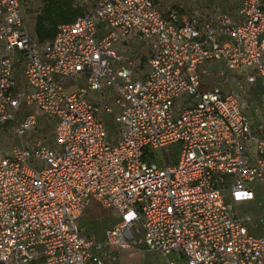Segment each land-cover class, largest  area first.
I'll return each mask as SVG.
<instances>
[{
	"label": "built area",
	"instance_id": "obj_1",
	"mask_svg": "<svg viewBox=\"0 0 264 264\" xmlns=\"http://www.w3.org/2000/svg\"><path fill=\"white\" fill-rule=\"evenodd\" d=\"M27 1L0 0V125L19 140L0 150V264H115L106 248L130 243L164 264H264V232H249L264 215L238 209L264 189V118L254 125L243 101L257 83L264 108V0L165 14L93 0L41 41ZM128 36L148 45L143 77L113 47ZM205 63L240 71L238 89L205 87ZM22 105L53 120L55 146L23 141L37 119ZM91 203L118 217L101 241L78 228Z\"/></svg>",
	"mask_w": 264,
	"mask_h": 264
},
{
	"label": "rangeland",
	"instance_id": "obj_2",
	"mask_svg": "<svg viewBox=\"0 0 264 264\" xmlns=\"http://www.w3.org/2000/svg\"><path fill=\"white\" fill-rule=\"evenodd\" d=\"M83 10L90 9L93 0H79ZM159 10L165 14L168 8L176 9L181 13L188 10L190 7L198 8L201 13L204 11H209L210 6L213 4H218L222 8L231 10L228 3L223 0H153ZM42 0H38L39 9L42 7ZM72 8H75L70 4ZM119 53L129 57L133 64V75L135 77H143V72L146 70V58L148 57L149 50L148 45L142 40H137L132 36H128L122 43H115L113 45ZM21 64H16V69L20 71ZM220 65L217 63H205L201 67V80L203 81L205 87L220 86L224 85L229 88L238 89L241 72L240 71H229L223 69V74L219 75L218 69ZM81 84V79H77V84ZM67 85L73 84V81L66 83ZM72 87V86H71ZM259 86L255 83L252 86L246 88L243 94V101L245 103L244 110L248 116L253 120L254 125L259 122V119L264 118V108L261 107L259 102ZM18 116H21L28 110L34 111L37 119L36 128L31 132V134L23 139L24 142H29L33 137H40L50 146H55L54 138L52 135V125L50 126L49 120L39 111L33 108H26L24 105L21 107ZM102 118L107 126L108 134L111 138H115L116 127L111 121L110 117L106 114L102 115ZM18 138L13 134L12 124L0 125V150L3 153H8L10 147L18 143ZM178 144H171L169 146L163 147L162 152L165 156L169 154L176 155L178 149ZM158 164H161L158 162ZM244 213H248L251 217H256L257 215H264V189L261 187H256L254 199L250 202L244 203V205L238 206ZM118 220V217L114 211L110 208H103L97 203H91L78 218L77 224L87 226L86 232L84 231V226L80 229L81 233L88 234L95 240L101 241L104 237V232L114 225ZM250 233L262 234L264 228L259 224L249 229ZM134 236V235H133ZM107 251L114 253L116 255L117 261L115 264H164L163 258L159 256L154 251L148 250L143 244H129L128 247L124 248H106Z\"/></svg>",
	"mask_w": 264,
	"mask_h": 264
},
{
	"label": "trees",
	"instance_id": "obj_3",
	"mask_svg": "<svg viewBox=\"0 0 264 264\" xmlns=\"http://www.w3.org/2000/svg\"><path fill=\"white\" fill-rule=\"evenodd\" d=\"M42 2L41 10L34 21L35 37L39 41L51 38L55 33L56 24L72 21L84 11L81 4H73L71 0H42ZM70 4L75 8H72ZM47 119L50 122L49 125L53 127V120ZM171 161H174V157H172ZM82 226H84V231L86 232L87 226L80 225L78 228L81 229ZM85 235L89 236L88 234Z\"/></svg>",
	"mask_w": 264,
	"mask_h": 264
},
{
	"label": "crops",
	"instance_id": "obj_4",
	"mask_svg": "<svg viewBox=\"0 0 264 264\" xmlns=\"http://www.w3.org/2000/svg\"><path fill=\"white\" fill-rule=\"evenodd\" d=\"M23 19L28 32L35 36L34 21L36 15L40 12L41 8L38 7V0H29L22 5Z\"/></svg>",
	"mask_w": 264,
	"mask_h": 264
}]
</instances>
